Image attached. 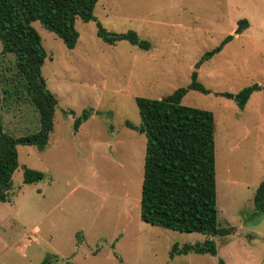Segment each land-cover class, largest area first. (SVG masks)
I'll return each mask as SVG.
<instances>
[{"label":"rangeland","instance_id":"374dc122","mask_svg":"<svg viewBox=\"0 0 264 264\" xmlns=\"http://www.w3.org/2000/svg\"><path fill=\"white\" fill-rule=\"evenodd\" d=\"M185 1L188 10L173 9L169 17L163 9L168 0H100L95 4L96 21L113 32L137 27L136 21L123 18L130 13L142 16L151 4L162 9L152 15L146 11L150 26L159 27L161 34L140 35L155 44L156 50L149 51L150 61H145L148 51L126 40L113 45L104 42L96 34V21L75 20L79 37L73 49L66 48L38 20L31 23L47 53L41 73L57 105L46 147L16 146L18 166L9 201H0V264H40L47 254L56 255L52 264H219V259L226 264H264V213H257L253 205L255 189L264 180V139L256 140L255 134L264 132L253 129L245 141L228 144L240 129L238 123L256 125L260 114L248 109L239 115L237 107L223 111L213 106L212 93L188 91L182 103L214 109L217 220L221 226H233V234L212 236L216 255L170 257L172 244L203 241L206 235L151 225L139 216L146 139L125 125L126 121L140 122L135 97L170 94L183 85L189 63L203 62L197 80L214 89L209 59L202 56L224 35L204 31L208 23H221L223 30L229 27L226 0ZM248 1L252 17L255 3ZM189 19L201 31L184 36L175 25ZM257 23L253 20L254 26ZM14 61L12 54L1 53L0 43V117L7 132L21 136L36 131L39 121L28 102L3 98L1 74L11 75ZM249 78L232 82L229 92L258 83ZM258 100L260 96L252 101ZM84 109L91 110L92 116L74 131V118ZM24 167L42 171L44 178L24 183Z\"/></svg>","mask_w":264,"mask_h":264},{"label":"trees","instance_id":"16d2710c","mask_svg":"<svg viewBox=\"0 0 264 264\" xmlns=\"http://www.w3.org/2000/svg\"><path fill=\"white\" fill-rule=\"evenodd\" d=\"M98 0H0L1 53L14 56V71L2 77L3 98L8 101H26L38 113V129L15 136L3 127L0 117V201H9L12 175L18 166L16 146L33 145L43 150L53 131V114L57 105L55 95L47 88L41 67L47 53L41 37L31 25L39 21L54 33L68 49H73L79 33L75 20L96 21L93 9ZM243 27L246 20H240ZM96 34L104 42L115 44L126 40L132 45L148 50L151 44L141 39L136 31L113 32L96 21ZM233 35L225 36L202 58H210L220 51ZM2 68V66L0 67ZM264 89L254 83L239 91L218 93L233 99L242 109L252 92ZM189 90L209 93V89L196 79L192 72L186 86L176 88L159 98L135 97L140 122L125 125L146 138L143 178L139 202L141 221L151 225L181 232L206 235L203 241L172 244L169 256L178 254H217L212 236L233 234V226H221L217 220L215 180L214 116L208 109L182 103ZM67 113V111H65ZM91 110L84 109L74 118L73 130L86 121ZM23 182L30 184L44 178L40 170L23 168ZM253 205L257 213H264V180L255 189ZM115 256L118 258L117 254ZM47 254L40 264H52ZM120 261L121 259L118 258ZM219 264L223 260L219 259Z\"/></svg>","mask_w":264,"mask_h":264},{"label":"crops","instance_id":"0c3cea01","mask_svg":"<svg viewBox=\"0 0 264 264\" xmlns=\"http://www.w3.org/2000/svg\"><path fill=\"white\" fill-rule=\"evenodd\" d=\"M99 1L100 0H98L97 2ZM131 2L132 4L134 3L133 1ZM168 2H166L165 3L166 5L163 6V9L167 11L165 13L167 17L171 15L170 13H173V9H177L178 13L181 12L183 13L188 10V2H186L185 0H179L178 3H175V0H168ZM226 2H227L226 13H227V17L229 18V27L223 30V28H221V23H216V22L208 23L207 25L209 27H207L208 29L204 31L209 34L220 32L222 33V35H224L223 38L229 34L233 35L232 38L223 45L220 51H218L217 53L213 54L210 58H208L209 59L208 61L210 62V68L208 72L209 78L214 86V89H209L210 91L209 93L210 94L212 93V95L214 96V98L212 99V104L213 106L220 107L221 109H223V111L229 108L237 107L239 115H242L245 111L251 109V111L260 114V119H261L259 123L251 127L248 126V124L246 123H238L239 124L238 128L240 129L236 131L233 139H231L230 142L228 143L231 144L232 141L236 140L232 142V145L235 146L239 144V142H243L246 139H248L253 129L256 131L260 130L264 132V119L261 118V116H264V89L252 92L242 109H240L237 106V104L233 99L226 98L222 95H219L218 93L229 92V90L232 88L229 85H231V83L234 81H241V78L243 80L246 78L247 80H249L250 79L249 77H251L253 78V80H257L259 84L264 85V26L260 25V23L264 25V5H261L264 4V0H261V4L258 3L259 0H253L252 3L253 4L255 3V7H254L255 10L254 13L252 14V17L249 15L248 12L250 9V7L248 6L249 5L248 0H226ZM106 8H108L107 10L109 12L112 11V7L110 6V4H107ZM147 8H148L147 9L148 15L149 14L152 15L153 13H155L154 11L156 10L160 12L162 11L161 8H157L155 6L153 7L152 4H151V8L148 6ZM147 10L144 11L142 16H137L134 13H130L129 15L123 18L131 19L137 22L136 25L137 27L133 29L134 31L135 30L137 31V34L139 35L140 38H141L140 35L148 36L149 38L158 37L161 34V32L158 30L160 28L157 26L155 27L150 26V22L147 19L148 16L146 13ZM260 12H261L260 16L256 14ZM116 15L118 14H114L115 17H117ZM240 20H246L247 25L243 27V24L240 22ZM253 20H256L259 26H254ZM260 20L261 22H259ZM194 23L195 20L189 19L187 22H179L175 26L180 28L181 33L185 36V35H191L193 32L196 31L197 32L201 31V27L193 26L195 25ZM239 24H241L242 26L239 32L235 33V30L237 29ZM157 25H161V24L159 23ZM188 38L189 36H187V39ZM164 40L166 41V38ZM179 43L180 41H178V44ZM150 44L151 47L148 50H144V51H148L147 57H145L146 58L145 61L146 60L150 61L148 59V57L151 55L149 51L155 48V44L153 42H150ZM202 64L203 62H201V64H199L198 66H193L192 63L188 64V69L184 74L185 77L183 79L184 81L182 83L183 84L182 86H186L190 83L192 72H195L196 79H199L198 75L201 71L200 69ZM143 70L145 72L149 71L148 67H145V69ZM221 78H226L227 79L225 80L226 82H222ZM176 88H178V86ZM176 88H174V90ZM189 91H194L195 92L194 94L200 93V95H204V96L210 95L209 93L205 94L197 90H189ZM259 96H260V100H258L259 103H254L252 100ZM210 110L213 111V116H214V109L210 108ZM91 116L92 115H90L89 118ZM215 129H216V124H215V116H214V138L216 142ZM261 138L264 139V135H261L259 132H256L255 139L258 140ZM198 255L207 256L210 254L204 253ZM223 264L226 263L223 261Z\"/></svg>","mask_w":264,"mask_h":264},{"label":"water","instance_id":"95a60500","mask_svg":"<svg viewBox=\"0 0 264 264\" xmlns=\"http://www.w3.org/2000/svg\"><path fill=\"white\" fill-rule=\"evenodd\" d=\"M241 26H242L241 24L238 25V28L235 30V33H238L239 32Z\"/></svg>","mask_w":264,"mask_h":264}]
</instances>
